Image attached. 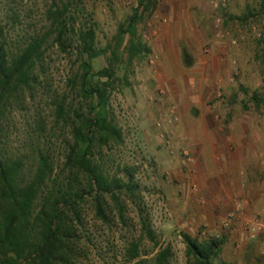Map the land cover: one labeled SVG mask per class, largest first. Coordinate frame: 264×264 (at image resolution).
<instances>
[{
    "label": "rangeland",
    "instance_id": "1",
    "mask_svg": "<svg viewBox=\"0 0 264 264\" xmlns=\"http://www.w3.org/2000/svg\"><path fill=\"white\" fill-rule=\"evenodd\" d=\"M65 2H68V10L76 24L94 27L95 48L99 54L91 62L93 71L107 70L111 76L108 110L120 131L121 142L103 146L96 152V157H99L107 175L112 177L120 171H130L134 184L138 186L134 195L129 192L119 195L123 221L108 198L105 205L108 223L98 220L91 199L84 197L80 205V224L77 223L79 242L67 264H153L156 254L166 248L171 251L167 264H193L186 255L182 234L199 241L219 242L217 262L264 264V204L241 205L235 218L225 227L223 222L228 213L236 209L233 204L221 217L212 221L210 206L200 202L201 192L193 184L195 172L190 169L185 174L182 167V177L179 173L158 167V162L171 159H177L180 164H191L193 159L186 161L182 152H189L182 151L180 147L177 152L172 145L165 144L163 149L162 143L151 142V135L165 138L175 128L168 119L160 120L162 108L156 111L157 114L152 112L155 113L154 117L152 114L145 116L142 112V108H145L142 106L149 101L144 94L147 81L150 80L153 92L165 89L160 81L158 83L153 78L158 60L154 65L150 63L154 58L158 59L154 48L161 27L166 24V18L155 12L157 5L149 6L148 10L141 0ZM50 5L51 0H0L1 39L5 41L9 54H15L32 37L49 33L51 28L47 11ZM227 8L229 13L226 15L223 14L226 9H222L218 14L211 12L213 17H210V2L206 1L202 11L205 29L210 34L211 25L213 32L221 31L225 34L223 39L231 42L229 54L234 62L230 64L228 78L234 80L237 91L228 110L232 117L244 113L254 122L250 130L257 135L255 152L259 157L256 162L263 169L258 175L264 181V0H229ZM136 10L140 16L136 24V37L149 52L130 61L127 54L130 35L120 36L118 30L120 26H125ZM152 30H156L157 34L145 39L144 36L151 34ZM52 39L53 35L44 45L41 87H37L24 104L7 108L1 128L9 152H27L29 143L26 142L31 138L50 156L54 166L53 175L64 181L66 177L73 178L64 168L72 123L67 119L55 122L54 101L65 98L68 111L77 108L80 99L77 87L71 81L78 73L80 63L76 59L75 43L70 50L62 52L52 44ZM205 47L208 48V45ZM182 52L191 55L192 49L186 47V51ZM114 55L116 62L113 61ZM97 80L94 78L92 81ZM100 81L106 82L105 79ZM160 97L164 99L165 94ZM236 102L238 108L235 107ZM83 111H87L85 103ZM158 122L160 127H157ZM39 127L42 128L40 131ZM177 141L180 144L179 138ZM159 153L160 157L155 156ZM73 183L76 187L85 185L84 180ZM261 202H264V195ZM143 220L152 232V240L142 232ZM247 221L262 228L246 225ZM133 243L139 246V257L129 261L126 251Z\"/></svg>",
    "mask_w": 264,
    "mask_h": 264
},
{
    "label": "trees",
    "instance_id": "2",
    "mask_svg": "<svg viewBox=\"0 0 264 264\" xmlns=\"http://www.w3.org/2000/svg\"><path fill=\"white\" fill-rule=\"evenodd\" d=\"M155 1L141 0V3L149 10V6L157 5ZM68 6L65 0H51L47 11L51 30L32 37L15 54L8 53L0 28V264L70 263L79 242L77 223L80 224V205L84 197L91 199L98 220L108 223L105 210L108 198L123 221L119 195L123 192L134 195L138 188L130 171L123 170L111 177L103 171L101 161L96 157V152L103 146L121 142L120 131L108 110L111 76L107 70L93 71L91 62L99 54L95 48L94 27L76 24ZM139 17L136 10L118 30L120 36L130 35L127 48L130 61L149 52L136 37ZM52 35V44L62 52L70 50L75 43L76 59L80 63L78 73L71 81L77 87L80 99L77 108L68 111L65 98L54 101L55 122L67 119L72 123L64 168L73 178L66 177L64 181L53 175L50 156L31 138L26 142L29 143L27 152H9L1 128L5 111L14 104H24L26 98L32 97L34 90L41 87L44 45ZM182 54L184 65L190 66L187 54ZM113 61L116 62L115 55ZM94 78L97 82L92 81ZM84 103L86 112L83 111ZM80 180H84L85 185L76 187L73 181ZM141 227L152 240V232L145 220ZM182 241L193 264H228L216 261L220 253L219 242L199 241L187 234H182ZM126 252L129 261L135 260L139 257L138 244H131ZM170 257L169 248L161 250L153 264H167Z\"/></svg>",
    "mask_w": 264,
    "mask_h": 264
},
{
    "label": "crops",
    "instance_id": "3",
    "mask_svg": "<svg viewBox=\"0 0 264 264\" xmlns=\"http://www.w3.org/2000/svg\"><path fill=\"white\" fill-rule=\"evenodd\" d=\"M206 1L210 2V17H213L211 12L218 14L222 9H226L224 15L229 13V0L156 2L155 12L166 18V24L161 27L154 48L158 62L153 78L158 83L160 81L166 90L163 99L153 92L148 80L144 94L149 101L142 106L145 107L142 112L145 116L152 114L154 117L156 111L162 108L161 117L165 116L168 121L175 118L170 122L175 126L174 130H170L165 138L151 135V142L162 143L163 149L165 144L172 145L177 152L180 147L190 153L193 162L180 164L177 159H171L158 162V167L179 173L182 177V167L185 174L192 169L195 172L193 184L201 192L199 200L210 206V220L215 221L232 204L233 208L264 204L261 202L264 181L258 175L263 169L256 162L259 157L255 152L257 135L250 130L254 122L244 113L232 117L228 110L237 91L234 80L228 78L230 64L234 62L229 54L231 42L223 39L225 34L221 31L213 32L211 25L210 34L206 33L202 12ZM186 47L192 49V54L187 55L190 60L188 67L184 65L182 54ZM235 107L238 108V105Z\"/></svg>",
    "mask_w": 264,
    "mask_h": 264
},
{
    "label": "built area",
    "instance_id": "4",
    "mask_svg": "<svg viewBox=\"0 0 264 264\" xmlns=\"http://www.w3.org/2000/svg\"><path fill=\"white\" fill-rule=\"evenodd\" d=\"M156 34H157V31L156 30H152L151 34L145 35L144 38L145 39H148V37H150V35L151 36H155ZM232 43H234V42H232ZM156 60H157V58H154L153 60L150 61V63L152 65H154V63L156 62ZM235 74H237V73L235 72ZM164 94H165V91L163 89L158 90V95L159 96H163ZM168 116H169V114H168ZM164 119H166V117L165 116L164 117L162 116L160 120L164 121ZM174 120H175V118L172 117V119H170L169 122L174 121ZM160 126H161V124L158 122L157 123V127H160ZM183 156L185 157L186 161H188V162H190L192 160V158L190 157L189 153H187V152H183ZM238 209L239 208L236 207V209H234V210H232V211H230L228 213V215H227L228 217L224 220L223 226L227 227L229 225V223L231 222V220L233 218H235L236 212L238 211ZM246 225H249L251 227L253 225H255V226H258V227L262 228V226H259L258 224L252 223V222H249V221H247Z\"/></svg>",
    "mask_w": 264,
    "mask_h": 264
}]
</instances>
